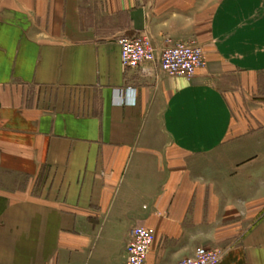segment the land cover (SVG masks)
I'll list each match as a JSON object with an SVG mask.
<instances>
[{
  "label": "crops",
  "instance_id": "0c3cea01",
  "mask_svg": "<svg viewBox=\"0 0 264 264\" xmlns=\"http://www.w3.org/2000/svg\"><path fill=\"white\" fill-rule=\"evenodd\" d=\"M0 17V264H264V148L217 81L264 73V0H14ZM202 46L188 80L120 41ZM128 88L133 91L127 96ZM260 136V137H261ZM258 141V142H257Z\"/></svg>",
  "mask_w": 264,
  "mask_h": 264
},
{
  "label": "built area",
  "instance_id": "2783aa9c",
  "mask_svg": "<svg viewBox=\"0 0 264 264\" xmlns=\"http://www.w3.org/2000/svg\"><path fill=\"white\" fill-rule=\"evenodd\" d=\"M146 6L150 0H134ZM122 65L126 70L141 71L143 75H152L153 69L158 75L193 79L197 72L205 68L206 61L203 50L194 43L176 44L158 49L151 39L146 37L125 38L120 42ZM133 91L128 88L127 96ZM155 241V232L140 227L132 230L127 245V264H146L148 254ZM225 256L224 250L201 248L180 264H220Z\"/></svg>",
  "mask_w": 264,
  "mask_h": 264
},
{
  "label": "rangeland",
  "instance_id": "374dc122",
  "mask_svg": "<svg viewBox=\"0 0 264 264\" xmlns=\"http://www.w3.org/2000/svg\"><path fill=\"white\" fill-rule=\"evenodd\" d=\"M13 1L14 0H0V17H2L3 20L11 19L10 12ZM209 2L212 10L217 0H209ZM194 44L203 50L202 46L196 43ZM217 86L226 95L230 105L232 106L234 118L237 120V123H241L244 131L258 132L259 134L264 133V73L256 75H244L238 72L230 73L226 76V78H220L217 81ZM260 136V140L257 142L259 143L260 148L263 149L264 139ZM135 228H133V230Z\"/></svg>",
  "mask_w": 264,
  "mask_h": 264
}]
</instances>
